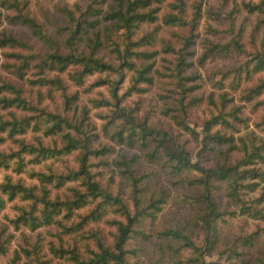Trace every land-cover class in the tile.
<instances>
[{
	"label": "trees",
	"instance_id": "obj_1",
	"mask_svg": "<svg viewBox=\"0 0 264 264\" xmlns=\"http://www.w3.org/2000/svg\"><path fill=\"white\" fill-rule=\"evenodd\" d=\"M167 0H127V7L124 9V2L119 1L118 9L113 11L112 18L119 21L104 27V31L97 26L100 19L89 17L93 10V3L98 0H89L87 9L79 11L77 15L67 6L62 8L67 17H63L65 25L58 27L59 34H62V42L68 48L66 53L60 51L59 41L54 35L47 31L34 16L31 15L29 0H1V6L8 11L14 10L17 13L11 17L12 21H19L27 25L33 34L47 45L54 49L51 52L36 53L34 47L29 43L4 34V39H0V44L12 46L29 47L31 54L15 55L19 58L20 64L18 72L23 77L27 68L35 58H39L37 68L39 69V81L51 90L62 92L66 108L71 109L72 105L79 100V91L74 94L67 92L68 86L65 85L62 78L58 75H50L48 70H57L59 72H68V75L75 86H86V79L100 74L96 81L88 86L90 95L94 88L98 86H107L108 94L100 91V97L90 98L94 107L106 111L104 118L107 124L105 128L109 130L110 125L115 126L112 131V138L118 143L127 144L134 148L138 140L142 147H147L148 140L155 143V147L148 153L152 163L159 161L158 152H162L166 159L161 164L164 170L170 174L180 175L177 184L185 185L190 188H201V194L196 192L192 194H183L182 200L190 205L200 206V213L193 214L190 224L186 225L178 222L174 226H168L158 233L161 238L159 248L161 254L170 252L174 256H185L183 264H215L209 262L206 257L213 253L222 245L219 256H226L227 260L240 257L242 249L255 245L259 236L258 231L247 235H240L233 241L222 239L223 225L228 223L229 218L240 213L250 217L264 220V171L257 168L248 167L254 164L255 156H260L258 151L254 150L245 155L235 163L227 161V155L222 149L220 153L225 157L223 162H217L215 167L203 166L200 162L192 159L189 149L172 136L168 131L149 127L147 122H137L135 108H129L126 104L127 98L132 93H144L145 88H140V81L152 83L153 77L150 75L152 64L145 65L137 63L132 59L147 57L146 52H136L131 49L132 46L150 44L153 39V33L145 35L136 42H133V36L141 23L157 19L156 12L153 9L150 12H133L137 7H149L154 4H160ZM101 2H105L102 0ZM175 8L180 14L186 12V0H176ZM250 14L264 13V0L259 2H248L245 4ZM94 10L101 11L99 7ZM115 15L119 17H114ZM111 18V17H110ZM183 23L182 16L171 15L166 19V23ZM217 31V30H215ZM218 32V31H217ZM121 35L124 39L121 40ZM255 41L256 33L252 34ZM189 43L191 39L188 38ZM202 62L212 56H227L230 53H245V44L242 41V35L239 34L233 40L221 43L210 38H206ZM79 44H84L89 51L80 50ZM255 52L252 58L246 63L234 69L225 71L223 79L232 80L236 85L241 86L243 76L245 81H251L255 74L264 71V37L253 44ZM111 46V50L116 54L119 60L117 64L106 62L101 56L97 55L99 48ZM123 46V47H122ZM125 46V47H124ZM167 50H172L167 45ZM184 52H179L175 63L176 77L180 82V96L178 97L179 106L169 113L181 130L195 134L188 123L189 110L196 106L195 98L190 97L197 87L194 84L186 85L190 81L189 76L182 73L191 65L186 59ZM133 70L134 82L122 93L121 80L124 76V69ZM116 77V79H115ZM2 87H0V90ZM15 96L12 99L4 97L0 99L5 106L16 104L26 110L33 111L35 115L31 118L14 119L6 121L0 116V134L7 135L16 143L17 149L7 152L0 149V171H11L16 174L25 173L26 177L13 180V175L5 174L4 180L0 183L1 193L6 195V199L0 198V211L4 208L6 200L13 202L16 215L10 219L15 230L25 227L31 232H36L37 236L31 240L26 232H23V243L18 248L11 251V257L7 264H52L56 259L64 260L67 264H138L130 262L132 256L140 259L141 252H145L148 247L142 243L147 242L152 236L145 227L147 221L154 222L158 219L167 204L166 198L169 196L167 188H162L159 195L152 193L144 201V194L149 191V180L147 174L138 175L135 164L138 163L137 157L126 159L122 157L117 161L120 166V174L123 181L119 185V190L114 192L111 186L102 187L100 182L95 179L96 174L91 170L93 167L90 159L92 157L105 156L111 152L110 147L93 148L88 139H81L72 134L71 130L82 132L83 122L79 124L73 122L65 116H61L48 111L44 107L32 105L28 100L21 96L18 89H13ZM92 91V92H91ZM264 92V80L254 86L243 90V98L246 101H254ZM226 99V97H223ZM264 102H257V105ZM224 105L222 106V108ZM171 110V109H169ZM230 118L243 122L238 116V110H231L228 114ZM84 120L89 118L88 109L84 108ZM219 125L232 126L231 121L226 118V114L219 109V113L207 119L204 127V147L210 143L219 145L228 144L230 150H239L238 140L235 135H226L218 127ZM264 130V115L258 124ZM69 131L65 132L64 129ZM25 133H32L33 142H29ZM60 135L63 140L61 147L46 144L47 138H53ZM20 136L17 137V136ZM159 136V137H157ZM5 137L0 135V143ZM79 151L77 168H69L65 173L56 172L51 167L49 169H38V166L49 159H61L63 156H69ZM258 180V181H256ZM126 184L128 189V199L124 196ZM224 188L227 197L235 206V210L230 211L223 208L217 200L218 190ZM63 190L61 195L60 190ZM57 190V191H55ZM261 190L260 196L254 200L247 199V196ZM128 200L133 202V209ZM108 223L116 228L112 233L113 243L106 242V235L101 229L92 228L90 225ZM58 226L62 233L66 235H78L85 241L82 246H71L67 248L63 243L56 244L53 241L45 243L41 234V229L51 226ZM201 232L202 244H198L195 239V232ZM1 237V233H0ZM11 237L0 241V255H7ZM62 237L60 241H62ZM93 242V244H92ZM136 244V245H135ZM184 257V258H185ZM244 264H248L243 261ZM61 264V263H59ZM156 264V263H151ZM236 264V263H227ZM255 264H264V254L258 258Z\"/></svg>",
	"mask_w": 264,
	"mask_h": 264
},
{
	"label": "rangeland",
	"instance_id": "obj_2",
	"mask_svg": "<svg viewBox=\"0 0 264 264\" xmlns=\"http://www.w3.org/2000/svg\"><path fill=\"white\" fill-rule=\"evenodd\" d=\"M101 1L98 0L97 3H93L94 7L89 17L100 19V24L97 27L104 31L106 25L112 23V21L120 20L118 18L113 20L112 13L118 9V2L122 0ZM259 1L186 0V12L180 14L179 10L174 6L176 0H167L149 7H137L133 11L146 13L153 9L157 10L156 12H152L156 15L157 19L142 22L133 36V42H136L145 35L153 33L152 42L131 47L136 52L148 53L147 57H140L138 59L133 57L132 59L138 66L141 62L145 65L152 64L150 75L153 77V82L140 81L138 85L140 88H145L146 92L132 93L127 98L126 104L129 108H135V111H137L135 113L137 122H147L149 127L162 128L168 131L178 142L183 143L189 149L192 159L195 162H200L203 166L215 167L218 161L223 162L225 160L219 149L225 152L227 155L226 159L230 163H235L241 159L245 155L246 150L248 153L256 150L260 153V156H255L254 164L248 167L264 171V130L258 125L264 115V104L257 105V102H264V92L252 102L246 101L243 98V90L245 88L254 86L264 80V71L253 75L251 81H245L244 75L239 88H235L236 85L232 80L223 79L222 77L225 71L234 69L249 61L255 52L253 44L256 41L258 46L260 39L264 37V13L250 14L245 7V4L248 2ZM123 2L124 9H126L127 0H123ZM88 3L89 0H29L28 9L31 15L58 39L60 51L66 53L68 48L62 42V34H66L67 31L61 32L62 34H59L57 31L58 27L65 25L63 17H67L68 15L62 11V8L67 6L78 15L79 11L87 9ZM95 7H99L101 11L97 13L99 10H94ZM16 13L14 10L8 11L3 8L0 0V39H4V34H6L8 37H14L29 43L34 47L36 53L53 51L54 49L36 37L27 25L17 20H11V17ZM171 15L182 16L184 22L182 24L179 22L166 23V19ZM114 17L119 16L115 15ZM254 32L257 39L255 41L252 39ZM239 34L242 35V41L245 44V53L233 52L227 56L214 55L202 62V54L207 43L206 38L226 43L233 40ZM124 38V35H121V40ZM188 38L191 39L190 44H187L189 43L187 41ZM167 45L172 50H167ZM78 47L80 50L89 51L88 47L84 44H79ZM179 52H184L187 55L186 59L188 63H191L182 73L185 76H189V79L192 77L190 81L186 82V85L190 86L194 84L197 86L194 92L188 94L189 98L185 101V103H188L190 97H192L197 102L196 106L190 108L188 116V123L195 130V134L181 130L169 116V113H172L171 111L174 113V109L179 106L177 99L180 96V91H182L175 72V63ZM18 53L27 55L32 52L29 47L12 46L9 44L2 46L0 44V87H2L0 99L4 97L12 99L15 96L13 89H18L21 92V96L26 98L32 105H38L52 113L68 117L77 124L83 122L82 132L79 133L76 130H71L73 135L84 140L88 139L93 148H111V152L105 156L92 157L90 159L93 165L91 170L96 174L95 179L100 182L102 187H108L109 185L114 192H117L120 189L119 185L123 181L117 161L121 160L122 157L128 160L137 157L138 163L135 164V167L137 168L138 175L147 174L148 179L146 180L150 181L149 191L144 194V201L152 193L158 196L162 188H167L169 196L166 198L167 204L159 214L158 219L154 222L147 221L145 224V227L149 229L148 232L152 233L153 237L147 242H137L142 243L145 248L148 247L147 250L139 253L141 255L139 260L137 256H132L130 262L135 263L139 261L138 264H183L180 261H185L187 255L190 254L186 252V257L174 256L170 252L161 254L159 248L161 238L158 237V233L170 225L174 226L178 222L182 223V225L191 226V217L193 214L200 213V206H193L183 202L182 196L183 194L190 195L194 192L201 194L202 189L177 184L180 175L170 174L167 172L168 170L163 169L161 164L166 157L160 150L158 152L159 161L152 163L148 157V153L154 149V142L148 140L147 147H142L141 141L138 140L137 146L132 148L127 142L121 144L112 138L111 134L113 129H115L114 124L110 125L109 130H107L105 126L108 120L104 118L106 111L94 107L90 102V98L98 99L100 97V91L108 94L107 86L94 88L92 90L94 92L91 91V95L88 92V86L96 81L100 74L88 77L86 79V86L77 87L70 79L68 72L47 71L50 75H58L62 78L65 85L68 86L67 92L69 94L72 95L79 91V100L68 110L65 106L62 92L56 89L51 90L49 86H45L39 81V69L37 65L40 60L38 57L33 59L29 68H27L25 76L22 77L19 74L17 69L21 60L15 56ZM97 55L101 56L106 62H113L115 64L119 62L116 54L112 52L111 46L99 48ZM132 76L133 70L125 68L124 76L119 84L121 85L122 93L134 82ZM224 96L226 99L223 98ZM223 105L224 107L222 108ZM84 108L88 109L89 118L83 121ZM219 109H222L224 114H226V118L231 121L232 126L219 125L216 128L224 131L226 135H235L238 140L239 150L229 151L228 144L223 145L222 148L219 145L216 146L214 143H210L208 147H204L205 123L207 119L218 114ZM235 109L238 110V116L243 122L230 118L228 115L231 113V110ZM33 115H35L33 111L18 107L16 104L5 106L0 100V116L6 121L31 118ZM69 130L68 128L64 129L65 132ZM0 135L5 137V140L0 143L1 150L10 152L17 149L16 143L7 133H1ZM17 137L20 138L19 135ZM21 137H25L29 142H33L32 133H25ZM54 143L59 147L63 145V140L59 134L52 139H46V144L54 145ZM79 153V151H74V153L69 156H63L61 159L53 158L46 160L38 166V169L47 170L51 167L58 173H65L69 168H77ZM5 174L13 175V180L20 179L23 176L26 177L25 173L16 174V172L12 173L11 171H0V183L4 180ZM123 183V186L126 188L125 182ZM261 185L260 189L262 190L264 182ZM261 190L248 195L247 199L252 201L255 197H259ZM123 192L126 199H128V189L126 188ZM60 193L63 195L62 189ZM0 198H7L5 194L1 193V189ZM217 200L223 208L225 207L230 211L236 209L229 197H227L224 188L218 190ZM128 203L133 209V202L128 200ZM261 207H264V205H261ZM15 215L16 210L14 209L13 202L6 200L4 208L0 211V241H4L8 237H11V240L7 255H0V264H7L12 255L11 251L14 248H18L20 243H23V232H26L31 240H34L37 236L36 232H31L25 227L15 230L10 221ZM90 227L101 229L106 235V242L109 244L113 243L112 233L116 232L115 227L110 226L108 223L92 224ZM60 229L56 225L41 229L45 243L51 240L56 244L63 243V246L70 248L71 246H82L85 242L80 236L66 235ZM254 231L259 232L255 245L243 248L240 257H235L231 260H227L226 256L220 257L221 245L213 255L206 257V260L215 264L233 262L244 264L243 261L248 264H255L258 258L264 254V220L238 213L230 217L228 223L223 225L222 239L233 241L234 238L240 235H247ZM61 237L62 241H60ZM194 239L198 244H202L203 236L201 232L196 230ZM59 263L67 264L64 260H60L59 262L58 259L52 262V264Z\"/></svg>",
	"mask_w": 264,
	"mask_h": 264
}]
</instances>
